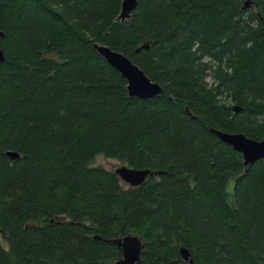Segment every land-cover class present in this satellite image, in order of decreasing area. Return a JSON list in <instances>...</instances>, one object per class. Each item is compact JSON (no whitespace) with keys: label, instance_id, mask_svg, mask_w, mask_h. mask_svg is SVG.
I'll return each instance as SVG.
<instances>
[{"label":"trees","instance_id":"16d2710c","mask_svg":"<svg viewBox=\"0 0 264 264\" xmlns=\"http://www.w3.org/2000/svg\"><path fill=\"white\" fill-rule=\"evenodd\" d=\"M121 1L0 0V264H115L127 234L136 264H264V158L210 131L264 138V0H137L123 22ZM93 43L161 93L130 97ZM97 155L160 173L130 186Z\"/></svg>","mask_w":264,"mask_h":264},{"label":"water","instance_id":"95a60500","mask_svg":"<svg viewBox=\"0 0 264 264\" xmlns=\"http://www.w3.org/2000/svg\"><path fill=\"white\" fill-rule=\"evenodd\" d=\"M247 4L248 2H246V5ZM136 6L137 0H122L117 17L121 22L125 21L130 17L131 13L135 11ZM1 36L2 32L0 31V37ZM143 47H147V44H144ZM93 48L125 79L127 83L126 89L130 97L148 99L156 97L161 93L162 89L160 85L152 81L137 64L133 63L121 52L98 43H93ZM2 59L3 54L0 48V62ZM232 109L237 111L239 107L233 105ZM210 131L215 133L222 142L230 145L235 151L239 152L242 156L244 165L253 164L258 159L264 158V138L261 140H254L246 137L242 133H228L214 128H210ZM5 154L10 159L18 157V154L14 151H6ZM114 171L123 182L130 186L140 185L146 180L147 176L160 173L152 172L150 169L129 167L125 164L117 165ZM93 237L98 238L97 235ZM109 241L116 244L121 250V257L115 261V264H136L140 261L141 252L145 245L137 235L127 234L123 237L110 239ZM179 254L181 258L188 261L189 264L193 262L191 253L184 246L179 247Z\"/></svg>","mask_w":264,"mask_h":264},{"label":"rangeland","instance_id":"374dc122","mask_svg":"<svg viewBox=\"0 0 264 264\" xmlns=\"http://www.w3.org/2000/svg\"><path fill=\"white\" fill-rule=\"evenodd\" d=\"M208 81L210 82V79H208ZM120 164L122 163L119 162L118 160L107 158L103 155H97L92 162V165H102L107 169H114L117 165H120ZM232 185H233V180H231L229 184L227 185V190L229 193L232 190ZM1 243L5 247V244L3 242Z\"/></svg>","mask_w":264,"mask_h":264}]
</instances>
